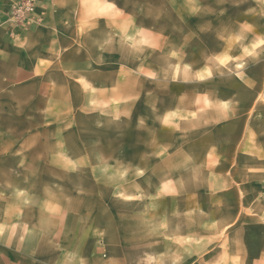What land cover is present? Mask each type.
<instances>
[{
	"label": "crops",
	"instance_id": "obj_1",
	"mask_svg": "<svg viewBox=\"0 0 264 264\" xmlns=\"http://www.w3.org/2000/svg\"><path fill=\"white\" fill-rule=\"evenodd\" d=\"M3 1L0 264H264V0Z\"/></svg>",
	"mask_w": 264,
	"mask_h": 264
},
{
	"label": "rangeland",
	"instance_id": "obj_2",
	"mask_svg": "<svg viewBox=\"0 0 264 264\" xmlns=\"http://www.w3.org/2000/svg\"><path fill=\"white\" fill-rule=\"evenodd\" d=\"M5 1L0 0V4L4 3ZM11 5H17L19 6V0H11L8 1ZM186 6H188V2H186ZM182 5V3H179V1L177 0H171V6H175L177 9H179V6ZM18 8V7H17ZM13 14V13H12ZM194 12L191 13H187L186 16L188 17V15H190V19H188V23L191 25L190 27H186V28H181L178 27V21H179V17H181V12L175 11V12H170V20H171V24H173V26H171V28L169 29V34L175 38L181 37V36H194L195 34L197 35H201V36H209L210 35V27H209V21H210V17H211V12L209 11V9L207 10H203L201 12H197L196 15L198 16L197 18V23L194 24ZM219 16H225L226 13L225 12H219L218 13ZM219 27L218 30L221 31V33L224 35L225 31H226V27H225V22L219 21ZM175 25V26H174ZM251 27V26H250ZM250 31H252V28H249ZM187 39V38H185ZM188 41V40H187ZM208 41V40H207ZM179 46V45H178ZM177 45L175 44H170V55L169 58L170 60L168 62H170V64L175 65L174 69L175 71L179 70V68H181L180 64L183 63V60L180 58V54L178 53L177 49L178 48ZM209 45H207L208 47ZM189 55V54H188ZM192 58V56H191ZM225 59L220 60L221 63H225ZM185 68L187 69V67L185 66ZM184 71V70H182ZM184 74L182 73L180 76L176 74V76L174 74L172 75H164V76H156L154 75V88L156 91L158 92H162L165 91L166 89H169L168 83L171 84V88L177 90V85L180 81V79H185L186 76H183ZM171 79V80H170ZM178 79V80H177ZM173 81V82H171ZM111 128H114V124L111 125H107ZM116 127H119V130H122L125 133H128L129 131V124H117Z\"/></svg>",
	"mask_w": 264,
	"mask_h": 264
},
{
	"label": "built area",
	"instance_id": "obj_3",
	"mask_svg": "<svg viewBox=\"0 0 264 264\" xmlns=\"http://www.w3.org/2000/svg\"><path fill=\"white\" fill-rule=\"evenodd\" d=\"M18 12L19 13H30L33 11L32 0H19Z\"/></svg>",
	"mask_w": 264,
	"mask_h": 264
}]
</instances>
